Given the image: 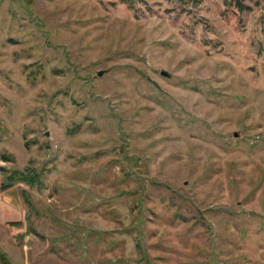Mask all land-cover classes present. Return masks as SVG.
Wrapping results in <instances>:
<instances>
[{"label":"rangeland","instance_id":"374dc122","mask_svg":"<svg viewBox=\"0 0 264 264\" xmlns=\"http://www.w3.org/2000/svg\"><path fill=\"white\" fill-rule=\"evenodd\" d=\"M4 182L8 264H264V0H0Z\"/></svg>","mask_w":264,"mask_h":264},{"label":"crops","instance_id":"0c3cea01","mask_svg":"<svg viewBox=\"0 0 264 264\" xmlns=\"http://www.w3.org/2000/svg\"><path fill=\"white\" fill-rule=\"evenodd\" d=\"M11 188H7L4 191L0 190V228L5 221L16 220L14 222H21L20 219H22L21 215L18 216L19 213L16 202L14 203L3 196V194L8 193ZM1 245L3 246V243ZM6 249L5 247V252Z\"/></svg>","mask_w":264,"mask_h":264},{"label":"trees","instance_id":"16d2710c","mask_svg":"<svg viewBox=\"0 0 264 264\" xmlns=\"http://www.w3.org/2000/svg\"><path fill=\"white\" fill-rule=\"evenodd\" d=\"M21 178H23V177H21ZM30 180H33V178H31ZM9 186H10V183L4 182V183H1L0 188L1 189H6ZM0 259H1L2 263L8 264L6 262V256H5L4 252H2V251H0Z\"/></svg>","mask_w":264,"mask_h":264},{"label":"water","instance_id":"95a60500","mask_svg":"<svg viewBox=\"0 0 264 264\" xmlns=\"http://www.w3.org/2000/svg\"><path fill=\"white\" fill-rule=\"evenodd\" d=\"M98 74L100 75L101 72H98ZM160 75L165 76V77H170V74L167 71H165V70H161L160 71ZM234 135L236 136L237 133L235 132Z\"/></svg>","mask_w":264,"mask_h":264}]
</instances>
